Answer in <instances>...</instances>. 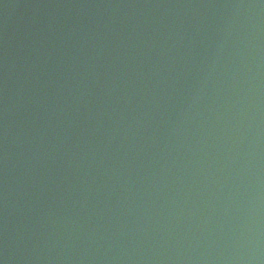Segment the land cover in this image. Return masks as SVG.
<instances>
[{
    "label": "water",
    "instance_id": "water-1",
    "mask_svg": "<svg viewBox=\"0 0 264 264\" xmlns=\"http://www.w3.org/2000/svg\"><path fill=\"white\" fill-rule=\"evenodd\" d=\"M0 264H264V0H0Z\"/></svg>",
    "mask_w": 264,
    "mask_h": 264
}]
</instances>
